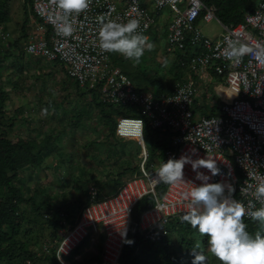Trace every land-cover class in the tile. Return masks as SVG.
<instances>
[{
    "label": "built area",
    "instance_id": "2783aa9c",
    "mask_svg": "<svg viewBox=\"0 0 264 264\" xmlns=\"http://www.w3.org/2000/svg\"><path fill=\"white\" fill-rule=\"evenodd\" d=\"M29 4L37 23L28 34L25 53L57 61L80 88L96 91L98 100L115 108L127 107V114L115 116L116 136L140 145L136 171L114 193L102 194L91 188L88 203L56 241L55 257L60 264H72L69 257L85 240L97 244L100 239V264H115L133 208L146 194L154 196V203L139 216L138 226L145 239L167 235L170 224L189 211L185 194L192 183L199 185L201 181L187 164L185 182L167 184L163 194L156 195L158 170L153 169L154 163L146 166L145 124L170 133L172 148L164 151L166 162L182 155L193 160L214 158L221 174L208 182L231 184L234 198L246 206L253 201L251 190L264 183V0H254L252 10L240 22L229 25L215 16L214 6L202 0H93L90 10L77 19L71 37L59 35V13L53 0H29ZM133 8L140 14L143 35L164 10L170 15L165 51H179L176 57L184 66L182 77L172 83L170 92L154 94L138 89L114 63L111 53H102L98 47L97 18L114 10L112 16L119 15L126 22ZM213 19L223 32L208 37L198 23ZM8 35L6 24L0 22V51L5 50ZM213 75L223 83L217 87L223 102L216 114L202 115L195 100L200 80L207 86ZM199 171L211 176L207 169ZM253 202L257 208L261 206Z\"/></svg>",
    "mask_w": 264,
    "mask_h": 264
},
{
    "label": "rangeland",
    "instance_id": "374dc122",
    "mask_svg": "<svg viewBox=\"0 0 264 264\" xmlns=\"http://www.w3.org/2000/svg\"><path fill=\"white\" fill-rule=\"evenodd\" d=\"M1 1H5L10 19L6 23L9 34L6 46L9 47L5 48L6 52L4 51L7 54L0 58V90L6 94L0 106L2 111L0 133L11 139L33 138L48 145L40 166H26L20 169L14 184L19 186L26 196L37 192L45 200L51 197L52 205L77 210L80 200L86 198L85 192L89 193L92 187H96L102 194H108L114 188L111 179L116 177L124 166H137L139 153L132 155L131 148L126 149L125 154L122 153L123 143L136 141L120 139L116 133L114 137H108V127L103 126L102 121L98 122L99 109L91 101L90 92H85L86 90L82 88L77 90L74 80L66 76L61 64L25 53L23 48L28 34L37 23V19L31 13L29 0ZM25 10L27 20L22 30L26 18ZM169 19L170 15L164 10L157 23L145 34L154 48L145 52L139 64L121 55L117 59L118 66L124 73H128V77L135 85H137L135 81L142 75L139 84L147 86L144 89L150 92H154L150 81L162 76L164 83L167 84L176 70L172 68L176 66L179 51L173 53L165 51ZM198 25L201 32L208 37L223 32L214 19L209 22L200 20ZM200 82L202 85L196 97V100L202 99L200 105H219L212 99L217 86L223 85L219 77L213 75L207 86L203 80ZM205 94L210 98L205 100ZM44 109H47L46 114ZM80 110L82 123L75 126L73 124L77 121L75 116ZM126 158L129 161L127 164L123 163ZM161 164L160 159H156L153 169L159 170ZM131 174L122 176L120 181H124ZM24 210L25 213L31 212L36 217L30 205L25 206ZM61 225L58 230L59 236L69 226L64 220L61 221ZM41 229L44 238H34L35 240L29 242V246L38 254H41L42 250L48 252L52 245L47 238V229L45 227ZM37 231L38 229L32 235H36ZM172 236L178 248V236L175 234ZM88 245L85 240L77 250L81 252L85 250L90 255ZM94 247H98V244ZM204 249L207 252V244L204 245ZM184 251V248H180L178 256L181 257ZM69 260L71 261V257Z\"/></svg>",
    "mask_w": 264,
    "mask_h": 264
},
{
    "label": "trees",
    "instance_id": "16d2710c",
    "mask_svg": "<svg viewBox=\"0 0 264 264\" xmlns=\"http://www.w3.org/2000/svg\"><path fill=\"white\" fill-rule=\"evenodd\" d=\"M202 1L207 6L212 5L215 7V16L225 25L240 22L245 13L251 11L254 6V0ZM31 13L33 14L32 10ZM24 14L26 18L23 21L22 30L27 20L26 10ZM9 19L10 17L5 1L0 0V22L6 24ZM7 47L9 46H5L6 49ZM4 51H0V58H3L7 54L5 53L6 51ZM111 57L114 63L117 64V59L120 58V56L111 53ZM54 62L58 63L57 61ZM183 68L184 66L180 65L177 58L176 66L174 65L172 68L176 70L173 71V78L169 83L165 84L162 76L156 80L150 81L154 88L153 93L170 92L172 90L173 81L179 80L182 77L181 70ZM125 73L128 75L127 72ZM66 76L68 77V75ZM142 78L141 75L137 81H135L138 85L135 86L138 89L147 87L140 86L139 83ZM75 87L77 90L80 89L76 82ZM89 94L91 95V101L95 107L99 109L98 122L102 121L103 126L108 127V137H114L116 129L115 116L127 114V107L115 108L111 104L103 103L98 100L96 91H92ZM4 98H6V94L3 90H0V106ZM218 108L219 105H213L212 107L198 105L196 109L202 115H213L217 113ZM81 110L78 115L75 116V118H77V121L73 123L75 126L80 125ZM1 113L2 111L0 108V114ZM143 136L148 151L146 166L150 167V164L154 163L158 158L161 163L166 162L164 159V151L172 148L170 144V133L152 129L145 124ZM122 145L124 146L122 152L124 154L125 150H130V148L132 149V155H136L140 151V145L134 141H128ZM47 146L46 143L37 142L33 138L17 137L11 139L4 133H0V264H26L25 262H32L33 264H60L55 257V248L56 241L60 237L58 235V230L62 227L61 221L64 220L69 225L73 224L81 207L89 201L88 192H85L86 198L80 200L77 210L59 205H52L51 197H47L45 200L37 192H34L33 195L26 196L21 191L20 187L14 184V179L20 169L26 166H40L43 154L47 151ZM125 162L126 164L129 162L127 158L123 163ZM136 168L137 166H124L122 170L117 173L116 177L111 179L114 188L108 194L114 193L123 183V181H120L122 176L128 173L133 174ZM166 186L167 184L158 182L155 186L156 195H162ZM153 203L154 196L149 193L144 195L135 204L125 244L117 264H192L194 257L191 253L197 239H200L204 243L202 250L208 256V264H220L215 257L211 256V254L204 249L207 237H200L196 229L191 228L186 222H182L181 217L183 215H180L170 224V230L167 235H159L153 239H145L138 226L139 216L142 211L152 206ZM27 205H30V209L34 212L36 217L31 212H24L25 206ZM245 223L248 225L247 231L253 236L257 231H262V234H264V230H261L258 222L247 219ZM44 227L47 229L48 241L51 242L52 245L48 252L42 250V253L38 254L35 249H32V246H29V242L31 243L35 240L34 238H44L42 233L43 229H41ZM36 229H38L37 234L33 236L32 234ZM173 234L178 236V248L175 246ZM129 241H131V243H129ZM180 248L185 249L181 257L178 256Z\"/></svg>",
    "mask_w": 264,
    "mask_h": 264
},
{
    "label": "clouds",
    "instance_id": "9594fccd",
    "mask_svg": "<svg viewBox=\"0 0 264 264\" xmlns=\"http://www.w3.org/2000/svg\"><path fill=\"white\" fill-rule=\"evenodd\" d=\"M53 3L59 13V35L71 37L77 19L90 10L93 0H53ZM112 11L97 18L100 51L119 54L139 64L145 52L154 48L140 30L139 12L133 8L125 22L119 15L113 17ZM43 111L47 113V109ZM187 164L191 165L201 184L192 183L190 192L185 194L189 211L181 217L182 222L196 229L200 237H207V252L220 264H264V234L257 231L253 236L247 231L248 225L245 223V217H248L258 222L261 230H264V183L251 190L253 201L261 206L257 208L253 201L246 206L234 198L235 188L231 184L208 182L211 177L221 174L214 158L193 160L184 155L179 159L170 158L160 165L156 174L159 182L169 185L185 182L184 168ZM201 168L207 169L211 176L199 171ZM242 191L248 192L249 189ZM203 244L200 239L196 240L191 253L194 257L192 264H208V256L202 250Z\"/></svg>",
    "mask_w": 264,
    "mask_h": 264
},
{
    "label": "crops",
    "instance_id": "0c3cea01",
    "mask_svg": "<svg viewBox=\"0 0 264 264\" xmlns=\"http://www.w3.org/2000/svg\"><path fill=\"white\" fill-rule=\"evenodd\" d=\"M30 5V4H29ZM145 36H147V35H145ZM19 42H17V44H18ZM24 49V48H23ZM29 65V64H28ZM217 87H219V86H217ZM210 98V97H209ZM214 101H217L218 103H219V105H220V102H222V100H221V98L219 97V95L217 94V91L215 92V94H214V98H212ZM211 99V101H213ZM196 100V99H195ZM200 101H202V99H200V100H196V102H200ZM197 103V104H198ZM101 240V239H100ZM100 240H99V242L97 243L98 244V247H94V245H97V244H95V243H91V242H89V241H87L88 243H89V245H88V247H87V250H88V252H91L90 253V255H88L86 252L87 251H79V250H76L70 257H71V261H73L74 263H77V264H85V263H87V264H96V263H98V262H100V260H99V252H100ZM90 256H91V258L92 259H90ZM80 258H82L81 260H80Z\"/></svg>",
    "mask_w": 264,
    "mask_h": 264
},
{
    "label": "bare ground",
    "instance_id": "6f19581e",
    "mask_svg": "<svg viewBox=\"0 0 264 264\" xmlns=\"http://www.w3.org/2000/svg\"><path fill=\"white\" fill-rule=\"evenodd\" d=\"M223 102V101H222ZM222 102H220V104L222 103ZM127 237V236H126ZM125 240H126V238H125ZM124 244H125V241H124ZM101 245H102V239L100 240V252H101ZM123 247H124V245H123ZM122 250H123V248H122ZM100 252H99V254H100ZM121 253H122V251H121ZM120 256H121V254H120ZM120 258V257H119ZM119 261V259L117 260V262ZM101 262V261H100ZM117 262L115 263V264H117Z\"/></svg>",
    "mask_w": 264,
    "mask_h": 264
}]
</instances>
